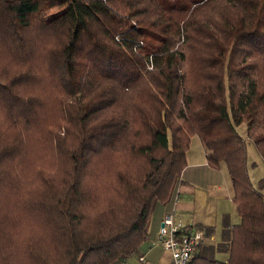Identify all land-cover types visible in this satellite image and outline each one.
Returning <instances> with one entry per match:
<instances>
[{
	"label": "trees",
	"instance_id": "obj_1",
	"mask_svg": "<svg viewBox=\"0 0 264 264\" xmlns=\"http://www.w3.org/2000/svg\"><path fill=\"white\" fill-rule=\"evenodd\" d=\"M192 136L239 221L188 264H264V0H0V264L137 254Z\"/></svg>",
	"mask_w": 264,
	"mask_h": 264
},
{
	"label": "crops",
	"instance_id": "obj_2",
	"mask_svg": "<svg viewBox=\"0 0 264 264\" xmlns=\"http://www.w3.org/2000/svg\"><path fill=\"white\" fill-rule=\"evenodd\" d=\"M197 141L194 148L196 154L191 156L192 141L190 140L186 153L187 165L181 174L171 209L175 220L193 228L201 226L212 230L209 236H205L202 244L205 245L220 241L225 215L228 216L226 219L230 228L239 221V217L232 201V192L225 182L227 172L225 167L222 164L218 168L210 166L200 139L198 138ZM165 207L164 204L154 206L149 219V239L137 254L128 256L119 264H138V257L141 255L145 257V264H172L168 251L159 246L148 247L166 212ZM227 257L228 253H218L216 258L225 261Z\"/></svg>",
	"mask_w": 264,
	"mask_h": 264
},
{
	"label": "built area",
	"instance_id": "obj_3",
	"mask_svg": "<svg viewBox=\"0 0 264 264\" xmlns=\"http://www.w3.org/2000/svg\"><path fill=\"white\" fill-rule=\"evenodd\" d=\"M204 239L202 230L175 220L173 210L170 209L163 215L155 236L150 240V247L159 246L168 251L172 264H188L193 252L203 244ZM138 264H145L144 255L138 257Z\"/></svg>",
	"mask_w": 264,
	"mask_h": 264
},
{
	"label": "rangeland",
	"instance_id": "obj_4",
	"mask_svg": "<svg viewBox=\"0 0 264 264\" xmlns=\"http://www.w3.org/2000/svg\"><path fill=\"white\" fill-rule=\"evenodd\" d=\"M239 130L242 133H244L245 126L241 125L239 127ZM197 139L198 138L196 136L191 138V141H192V147L190 150L191 156H192V154H196V151L194 150V148H195ZM197 144H198V141H197ZM246 152H247V170H248V176L250 179V183L252 184L253 188L258 189L259 188L258 181L260 180V178H262L264 176V160L262 159V157L260 156V154L258 153V151L256 150V148L252 142H247ZM222 165H223V167H225L224 163H222ZM225 169H226V167H225ZM225 182L228 186V189H230V191L232 192V184H231V180H230V177H229L227 172H226ZM177 188H178V185H177ZM259 190L262 192L263 198H264V188H261V189L259 188ZM216 257H217V255H216Z\"/></svg>",
	"mask_w": 264,
	"mask_h": 264
}]
</instances>
